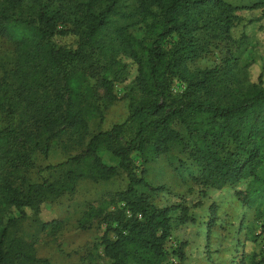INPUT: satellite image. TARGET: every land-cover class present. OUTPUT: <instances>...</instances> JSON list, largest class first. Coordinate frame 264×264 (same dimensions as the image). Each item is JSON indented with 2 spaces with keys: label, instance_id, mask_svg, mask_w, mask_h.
I'll use <instances>...</instances> for the list:
<instances>
[{
  "label": "trees",
  "instance_id": "obj_1",
  "mask_svg": "<svg viewBox=\"0 0 264 264\" xmlns=\"http://www.w3.org/2000/svg\"><path fill=\"white\" fill-rule=\"evenodd\" d=\"M255 9L264 16V0H0V39L13 46H0V264H52L38 255L36 243L40 232H56L63 221L42 220V205L75 192L80 179L109 181L120 171L128 184L119 194L121 209L105 217L104 256L111 264H171V212L180 209L178 220L186 223L188 206H158L139 188H164L147 182L145 165L183 138L175 122L195 141V182L222 189L248 181L236 197L255 207L264 231V76L251 80L248 65L233 56L238 86L212 68L189 65L204 51L201 33L234 40L241 11ZM136 27L143 38L133 32ZM71 35L77 37L72 47L54 41ZM125 58L137 68L126 95L130 115L92 132L93 121L104 118L95 85L108 102L117 100L115 83L130 74ZM167 69L186 84L183 91L176 93L174 81L166 82ZM65 135L81 153L38 166V158L49 157L58 144L73 147ZM136 151L141 166L133 159ZM104 152L117 164L106 163ZM45 169L56 177H42Z\"/></svg>",
  "mask_w": 264,
  "mask_h": 264
},
{
  "label": "rangeland",
  "instance_id": "obj_2",
  "mask_svg": "<svg viewBox=\"0 0 264 264\" xmlns=\"http://www.w3.org/2000/svg\"><path fill=\"white\" fill-rule=\"evenodd\" d=\"M233 3H249L254 0H229ZM234 40L222 33L203 32L200 43L204 46L202 54L192 63L191 68H212L216 73L230 82L232 86L240 85V77L233 71L231 57H237L242 65H248L247 76L257 81L264 76V16L262 9L242 10L239 19L235 20ZM133 32L140 38L145 32L136 27ZM76 36H57L54 41L58 46L72 47ZM172 41V40H171ZM165 45L168 42L164 41ZM0 46L13 50L10 42L0 39ZM128 81L116 82L115 92L118 99L108 102L105 91L98 86L97 77L93 78L96 98L101 104L104 118L92 123V132L110 129L114 124L122 123L130 115L129 88L133 84V76L137 68L129 58ZM231 65V67H230ZM97 71H94L97 76ZM231 74V76L229 75ZM166 82L171 84L176 77L165 72ZM174 126L180 130L183 138L172 144L171 152L165 153L146 164L145 179L154 187L163 185L161 190H150L140 187L148 195V200L158 206L185 204L188 206L190 220L180 223V209L171 212L173 231L167 240L169 251L168 262L171 264H264V231L262 218L256 215L255 207H251L236 197V191L245 189L248 181L242 180L235 185L222 189L202 186L194 180L193 174L200 170L190 158L194 147V139L187 128L179 123ZM126 130L125 135L131 136ZM64 136L68 143L72 139ZM65 149L61 144L53 148L50 156L38 158L40 167L56 165L68 157V153H81V147ZM76 146V145H75ZM135 163L141 166L139 152L132 154ZM103 160L108 164H117L118 159L110 152L103 153ZM140 176V168L137 169ZM42 177L54 178L52 170H43ZM55 175V176H54ZM128 179L126 173L109 181H93L88 178L76 182V190L42 205L40 218L44 221L61 219L62 227L53 232L48 229L40 232L36 243L39 256L46 257L52 264H111L104 256L102 236L106 230V215L121 209L119 194L126 189ZM31 212V211H30ZM264 219V218H263ZM28 225V224H27ZM116 225V224H114ZM30 231L34 227L27 226ZM108 236L114 237L109 231ZM182 252V253H180Z\"/></svg>",
  "mask_w": 264,
  "mask_h": 264
},
{
  "label": "built area",
  "instance_id": "obj_3",
  "mask_svg": "<svg viewBox=\"0 0 264 264\" xmlns=\"http://www.w3.org/2000/svg\"><path fill=\"white\" fill-rule=\"evenodd\" d=\"M186 84L182 81L179 80H175L174 84H173V90L177 93V92H181L185 89Z\"/></svg>",
  "mask_w": 264,
  "mask_h": 264
}]
</instances>
